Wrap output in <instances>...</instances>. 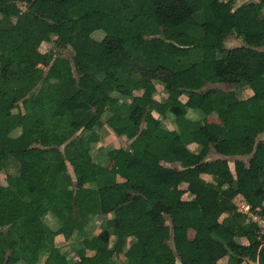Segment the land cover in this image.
Returning <instances> with one entry per match:
<instances>
[{"label":"trees","instance_id":"obj_1","mask_svg":"<svg viewBox=\"0 0 264 264\" xmlns=\"http://www.w3.org/2000/svg\"><path fill=\"white\" fill-rule=\"evenodd\" d=\"M199 12L212 28L195 18ZM87 20L103 37L91 35ZM234 30L244 45L225 49ZM51 34L71 46V57L36 53ZM263 47L264 0L237 6L234 0H0V171L15 166L0 183V264L55 256L61 251L55 235L76 229L88 233L70 241L63 264H220L224 256V264H264V233L254 221L239 222L234 203L239 194L264 216ZM220 82L234 88L208 86ZM155 83L164 99L156 97ZM247 87L252 93L240 96ZM108 94L115 95L112 104ZM182 94L192 106L176 102ZM106 111L120 117L113 132L130 140L104 150L109 170L90 153L99 139L95 123ZM166 112L175 128L164 122ZM209 114L234 117L247 161ZM35 144L49 147L50 159L40 158ZM211 146L222 156L206 159ZM147 153L180 166H158ZM201 172L212 180L201 181ZM182 181L190 199L168 204L152 188ZM208 189L215 202L206 198ZM49 211L52 226L45 221ZM132 212L143 226H133ZM224 212L230 213L208 221ZM106 214L90 233L89 223ZM163 214L169 223L156 222ZM27 240L38 241V253L23 248ZM118 251L125 261L111 259Z\"/></svg>","mask_w":264,"mask_h":264},{"label":"rangeland","instance_id":"obj_2","mask_svg":"<svg viewBox=\"0 0 264 264\" xmlns=\"http://www.w3.org/2000/svg\"><path fill=\"white\" fill-rule=\"evenodd\" d=\"M245 1H250V0H234V6H237L240 3L245 2ZM254 1H261V0H254ZM17 3L22 9H26V2L18 1ZM195 18L199 22H201L202 26L206 30L212 28V25H213L212 19L204 16L203 13H201V12L197 13L195 15ZM86 26L88 27V29H89V31L93 37H95V38L103 37L104 32L96 22H94L92 20H87ZM240 45H244V42H243V38H242L240 32L237 30H234L233 32H231L223 42V46L225 49L233 48V47L240 46ZM263 49H264V47H263ZM36 53L38 55L45 53L46 55H49L50 57H54L57 54H60V55L66 56V57H71L73 54V50L69 44L59 43L57 41L55 34H51L50 38L48 40H44L40 43L39 47L36 50ZM42 66L45 70H47L48 67L46 65L42 64ZM213 85L220 86L224 89L234 88V85L228 84V83H222V82L215 83V84H209L208 86H213ZM156 86L158 88V90H157L158 94L156 95V97L160 98V99H164L167 96V93L164 90H162V85L160 83H156ZM135 92H137V91H135ZM249 93L251 94L252 91L248 87L239 91V95L243 96V97L247 96ZM115 99H116L115 95H113V94L106 95V100L108 103L112 104L113 102L116 101ZM186 99H187V96L185 94H182V96L180 98H178V100H176V102L180 103V104H184L185 106H192V103L190 101H187ZM118 101H120V100H118ZM19 105H20V103H19ZM164 105H166V104H164ZM257 106L258 105L255 102L251 103V107L253 109H256ZM20 108H21V110H23L22 106ZM16 110H17V108L14 107L13 111H16ZM0 113H5V112L0 108ZM154 114L157 116L159 115L157 112H154ZM169 116L171 117V120H170ZM163 117H164L163 119L166 122V125L168 126V128H172V127L175 128V122L173 120L174 115L172 113H168V115H165ZM207 120L217 121L220 123L221 132L227 137V139L229 140V144L236 147V151L238 154L237 156H239L240 158L247 161L249 158L248 155L239 154L240 153V145H239V139H238L237 133H236V128L234 125V121H235L234 117L231 114H226L225 117L222 120H220V119H217L214 115L209 114V115H207ZM119 121H120V117H118L117 115H115L112 112L106 111L105 113H103V120H100V121L95 123V130L99 134V139L96 141V143L92 144V147L90 148V153L96 161H101V160H97V158H99L100 152H103L104 150L110 148V146H112V145H122V142L125 138L121 139V138H119V136H118V138L115 137V133L111 130V126L118 123ZM263 135H264V133L260 134L258 136V138L262 137ZM114 138H116V141L112 142L111 140H113ZM125 140L127 141V139H125ZM192 148H194L193 150L196 152H198L200 149L199 146L195 147V145H192ZM35 151L40 158L50 159L51 151H50L49 147L47 148L43 145L35 144ZM218 155L219 154H217L214 151L213 146H211L206 159H214ZM145 158L148 161H150L154 164H157L158 166L161 164V161L159 163H157V160L148 153L145 154ZM103 163L105 165H108L107 169L109 170L112 163L111 162L108 163L106 160H104ZM229 163H230V166L233 167V162L229 161ZM8 172H15V166L13 163H10L9 166L5 167L4 169H2L0 171V182L6 181V174ZM152 188L161 190L163 192L162 200H163V202H166L168 204L174 202L178 198H182V196L184 198H186V197H189L188 195H190V193L188 194V190L184 186L183 187H170L168 185H163L162 187L152 186ZM205 195L209 201L215 202V200H216L215 190L208 189L206 191ZM234 197H235L234 203L237 206L236 210L238 212L242 213V214L240 213L238 221L241 223H244L247 221H252L253 219H251V217H245L243 215V212L240 211V209H242L243 207L240 204L239 197L238 196H234ZM118 212L124 213L123 209H121V208L118 210ZM229 213L224 212L219 216L218 219L215 220L213 218H210L209 221L211 223H213L215 221L221 220L223 217L227 216ZM246 215H248V214H246ZM107 216H109V215L96 216V218L94 220H92V226H94V227L97 226L96 230L98 231L100 228L101 219L107 218ZM127 216L133 222L134 227L143 226V223H142L141 219L139 218L138 213L132 212V213L128 214ZM45 221L48 224H50L51 226L56 224V221L53 218V214L50 211L45 215ZM158 221H160V222L169 221V217L167 214H163L162 216H160L159 218L156 219V222H158ZM260 231L261 232L259 234H262L264 231L263 226L261 227ZM111 238H112V240L114 239L113 235H111ZM71 239H73V238H71ZM235 239H237V237ZM239 240H240V238H239ZM70 243L71 242L68 241V239H66L65 242L61 243L59 248L62 251L64 250V252L63 253L61 252V255L60 254H56L55 256L49 255L46 259V264H50V261H52V260L63 264L64 261L66 260L65 255H67V256L70 255L71 248L68 246ZM116 259L119 260L117 257H116ZM226 261H227V256H224L222 258V263H224Z\"/></svg>","mask_w":264,"mask_h":264},{"label":"crops","instance_id":"obj_3","mask_svg":"<svg viewBox=\"0 0 264 264\" xmlns=\"http://www.w3.org/2000/svg\"><path fill=\"white\" fill-rule=\"evenodd\" d=\"M156 84V83H155ZM157 87V86H156ZM250 94V93H249ZM248 94V95H249ZM182 96V95H181ZM180 96V97H181ZM184 99V98H183ZM168 113H170V112H166V114L165 115H168ZM170 117V116H169ZM170 120H171V117H170ZM173 120H174V118H173ZM172 120V121H173ZM165 122V121H164ZM166 123V122H165ZM171 124V123H170ZM168 127V126H167ZM173 128V127H172ZM111 130H112V128H111ZM113 131V130H112ZM264 133V132H263ZM99 135V134H98ZM115 137H117L118 138V135H116L115 134ZM119 138H121V139H124V137H122V136H119ZM112 142H115L116 141V138H114L113 140H111ZM128 141H130L129 139H127V141L124 139L123 140V142H122V144H127L128 143ZM126 142V143H125ZM192 145H195V147L196 146H198L195 142H190L189 144H188V147L191 149V150H193L194 148H192ZM194 151V150H193ZM104 152L105 151H103V152H100V155H99V158H97V160H101L100 162L102 163V164H104L103 162H104V160H105V156H104ZM218 154V153H217ZM220 156H222V155H218L217 157H220ZM161 164H163V165H168V166H177V167H179L180 166V163L179 162H169V161H164V160H162L161 161ZM229 165H230V163H229ZM230 168H231V170H233V167L232 166H230ZM199 176H200V178H201V181H210V180H212V175L211 174H209V173H206V172H201V173H199ZM121 178H119L118 177V180H120ZM1 184H6V181L5 182H0ZM163 185H168V186H170V187H185L187 190H188V194L190 193V195H188L189 197H186V198H184L183 196H182V199H190L191 197H192V193H191V191H190V189L188 188L190 185H189V183L188 182H186V181H182L180 184H178V185H169V184H167V183H162V184H158V185H152V186H157V187H162ZM187 185V186H186ZM236 196H238L239 197V199H240V204L242 205V209H240V211H242L243 212V215L245 216V217H251V219H253L252 221H254V222H256V224L258 225V226H260V227H264V216L263 215H261L260 213H258L257 212V209H259V208H257V209H255V210H253V209H251L250 208V205L244 200V198L241 196V195H236ZM235 198V197H234ZM241 213V212H240ZM242 214V213H241ZM246 214H248V215H246ZM106 215H110V214H106ZM221 219V218H220ZM208 221H209V219H208ZM167 223H169V221H166ZM210 222V221H209ZM89 225H91L92 226V221L89 223ZM97 226L96 227H92V229L90 230V233H92V234H95V233H97ZM193 232H194V230L192 229V228H189L188 229V237L189 238H191L192 236H193ZM85 233H88V232H85V231H83V230H79V229H76V230H74V231H72L71 233H70V235H64V234H62V233H58V234H56L55 235V237H54V241H55V245L56 246H60L61 245V243H63V242H65L66 241V239H68V241H72V239L71 238H73V240H79V239H81L82 237H84V235H85ZM239 238H240V240H239ZM237 241H239V242H241V243H246L247 242V239L245 238V237H243V236H240V237H237V239H236ZM23 248L26 250V251H29V252H36V253H38L39 252V244H38V241H36V240H27V241H25L24 242V244H23ZM117 249H120V246H117L116 247V250ZM61 250V249H60ZM61 252L63 253L64 252V250L62 251H60L58 254H60L61 255ZM49 256V254H47V252H45V253H43L42 255H41V257H40V261L38 262V263H36V264H46V259H47V257ZM116 257L119 259V260H117L116 259ZM223 258V257H222ZM222 258H220V259H218V262L220 263V264H224V263H222ZM113 261H115V262H121V261H125L126 260V255L122 252V251H118V252H115L113 255H112V258H111Z\"/></svg>","mask_w":264,"mask_h":264},{"label":"built area","instance_id":"obj_4","mask_svg":"<svg viewBox=\"0 0 264 264\" xmlns=\"http://www.w3.org/2000/svg\"><path fill=\"white\" fill-rule=\"evenodd\" d=\"M263 233H264V231H263Z\"/></svg>","mask_w":264,"mask_h":264}]
</instances>
